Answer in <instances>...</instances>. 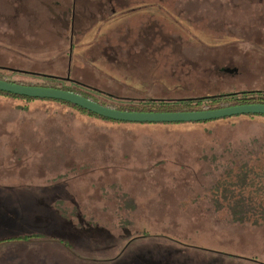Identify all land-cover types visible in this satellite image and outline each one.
<instances>
[{
  "label": "rangeland",
  "instance_id": "374dc122",
  "mask_svg": "<svg viewBox=\"0 0 264 264\" xmlns=\"http://www.w3.org/2000/svg\"><path fill=\"white\" fill-rule=\"evenodd\" d=\"M0 78L110 107L264 93V0H0ZM262 151L260 116L114 123L0 95V264H264V227L213 196Z\"/></svg>",
  "mask_w": 264,
  "mask_h": 264
},
{
  "label": "trees",
  "instance_id": "16d2710c",
  "mask_svg": "<svg viewBox=\"0 0 264 264\" xmlns=\"http://www.w3.org/2000/svg\"><path fill=\"white\" fill-rule=\"evenodd\" d=\"M193 30V29H191ZM189 40H193L196 35L189 33ZM2 79V78H0ZM60 79V78H59ZM11 83L17 82L11 80H5ZM71 81V80H70ZM25 85V84H21ZM30 86V85H29ZM40 87V86H38ZM51 88V87H46ZM61 90L70 91L79 94L89 100H92L103 106H107L106 103H102L98 100V94L77 91L72 88H61ZM0 95L6 97L23 99L27 102H31L36 99L15 96L7 93L0 92ZM62 105L68 106L74 110L79 111L87 116L95 117L104 121H110L114 123H126L113 121L99 117L91 112H88L82 108L74 106L72 104L50 100ZM131 103V104H130ZM132 103H139L132 105ZM246 104H264V93L259 91H244L240 93H230L225 95L212 96L208 98H195L191 100H176V101H129L128 105L123 107L111 106V108L129 111V112H196V111H210L216 109H222L238 105ZM110 107V106H107ZM248 117H264V115H246ZM232 118V117H231ZM228 119V118H225ZM222 120V119H221ZM218 121V120H215ZM199 123H172V124H206L210 122ZM137 124V123H133ZM230 168V167H229ZM222 174V178L213 190V196L215 205L218 209H226L231 214L234 222L240 224H250L252 226L264 227V151L262 155L257 157H250L248 161L241 162ZM55 238V237H52ZM23 240H30L31 237L20 238ZM63 241V240H62Z\"/></svg>",
  "mask_w": 264,
  "mask_h": 264
},
{
  "label": "water",
  "instance_id": "95a60500",
  "mask_svg": "<svg viewBox=\"0 0 264 264\" xmlns=\"http://www.w3.org/2000/svg\"><path fill=\"white\" fill-rule=\"evenodd\" d=\"M236 72V70H228ZM0 92L42 100L63 101L99 117L126 123L137 124H172L199 123L221 120L225 118L264 115V104H246L210 111L196 112H129L103 106L79 94L56 88L21 85L0 79Z\"/></svg>",
  "mask_w": 264,
  "mask_h": 264
}]
</instances>
